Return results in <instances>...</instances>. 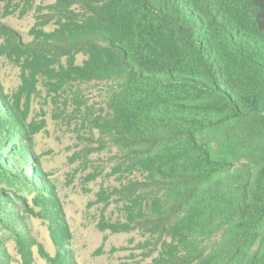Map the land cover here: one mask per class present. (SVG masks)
<instances>
[{
  "label": "trees",
  "instance_id": "1",
  "mask_svg": "<svg viewBox=\"0 0 264 264\" xmlns=\"http://www.w3.org/2000/svg\"><path fill=\"white\" fill-rule=\"evenodd\" d=\"M80 2L57 36L86 57L78 78L104 84L97 128L130 224L162 264H264V0ZM9 120L0 105V183L22 190Z\"/></svg>",
  "mask_w": 264,
  "mask_h": 264
},
{
  "label": "rangeland",
  "instance_id": "2",
  "mask_svg": "<svg viewBox=\"0 0 264 264\" xmlns=\"http://www.w3.org/2000/svg\"><path fill=\"white\" fill-rule=\"evenodd\" d=\"M68 11L80 0H0V105L33 174L23 191L0 183L17 207L1 200L0 264H162L157 238L130 224L129 178L97 128L104 84L78 78L86 57L57 36Z\"/></svg>",
  "mask_w": 264,
  "mask_h": 264
}]
</instances>
